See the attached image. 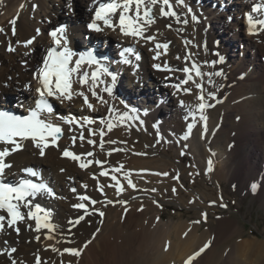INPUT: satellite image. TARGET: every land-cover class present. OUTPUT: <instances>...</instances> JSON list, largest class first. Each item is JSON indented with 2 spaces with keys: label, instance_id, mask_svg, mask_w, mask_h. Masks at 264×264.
I'll return each instance as SVG.
<instances>
[{
  "label": "bare ground",
  "instance_id": "1",
  "mask_svg": "<svg viewBox=\"0 0 264 264\" xmlns=\"http://www.w3.org/2000/svg\"><path fill=\"white\" fill-rule=\"evenodd\" d=\"M193 1L184 0V3L193 8L199 23H194L190 16L187 17V25L177 23L170 17H162L159 5L153 10L156 21L148 34H155L158 42L169 43L165 54L163 49L150 51L154 48V42L134 44L131 38L120 36L119 29L116 32L107 28L101 33L90 32L86 24L95 11V6L89 11L92 0H71L72 9L74 4L86 7L83 8L84 13L78 16L69 14L71 10L64 0H3L0 5V27L5 29L7 35L0 34V110L17 113V108L22 107V110L26 108L27 113L28 107L34 102V93L28 91L25 85L31 81L35 87L31 74L44 50L51 44L46 31L57 25H67L70 47L74 51L95 49L99 56L109 55L104 63L118 73L114 94L139 110L143 123L136 121L131 126L114 127L108 132L99 120L108 116L109 105L98 103L88 91V85L81 87L74 84V89L88 95L95 110L87 108L83 97L74 96L71 102H57L55 113L60 116L92 117L97 123L90 127L95 130L104 128V141L115 140L117 143H105L104 150H101L100 136L96 134L90 137L85 127V138L95 140L96 145L87 146L85 141L79 139L73 145L70 138L74 135L78 137L80 129L70 131L69 125L55 119L54 122L63 127L64 137L58 140V146L48 147L43 158L38 156V150L30 140L22 141V150L7 157L6 162H10L13 167L6 170V179L12 182L16 180L17 183L28 178L47 184L54 195L42 193L29 199L32 200V210L35 211V205L38 204L44 210L41 213L42 220L46 214L48 222L55 227L52 231L42 228L36 232V222L27 218L17 223L19 234L5 226L0 234L3 253L0 254V264H12V260L16 264H36L37 257L41 259L40 264H185L189 256L209 242V246L193 264H264V238H242L231 246L219 249V245L237 231L233 230L234 221L229 216L219 221L217 231L208 228L199 233V227H193L187 221L176 222L173 218L165 220L158 210L159 199L155 195L157 191L161 192V185L155 183V178L161 177V165L167 167L163 169L167 173L165 176H170L171 169L168 168L173 166L170 162L173 159L166 155L171 152L194 156L199 168L208 177L213 176L220 181L229 179L239 191L262 196L264 203V27L257 25L256 33L250 35L247 19L249 14L254 21L264 19V12L251 13L247 5L252 0ZM173 3L178 14L187 12L186 7L175 4V0ZM33 4L38 6L35 10ZM21 5H24L22 9ZM65 9L67 12L63 11ZM243 15L244 21L241 18ZM13 18H16L15 36L11 34L10 21ZM167 25H171V28ZM37 29L40 30L39 36L36 35ZM33 36H36V40L28 48L17 43ZM83 38L85 43L80 46L79 40ZM9 40L16 48L15 52L6 50ZM204 44L207 45L206 51L203 47L198 49L193 46ZM128 45L134 46L141 56L140 61L136 62L138 69L117 63L119 58L111 53L117 47ZM216 51L224 57V63L217 64L215 69H201L204 72L222 70L224 73L223 77L214 78L218 87L206 85L208 91L216 92L217 99L211 101L213 107L205 110V130L204 122L199 120L197 98L196 104L190 105L186 94L170 86L178 82L177 78L183 79L184 74H170L157 70L153 65L166 63L172 69L183 68L188 53H192L191 61L202 63L216 60ZM25 52H30V55L25 56ZM156 52L161 53L159 59H153ZM23 61H27V67ZM191 61H188L189 66ZM127 70L134 98L143 102L142 106L135 104V99H131L128 94L119 92L118 88L123 85V72ZM147 81L161 88L162 95L157 96V99L150 98L152 95L143 89ZM96 91L101 92V88ZM101 94L120 111L125 110L118 101H112L106 93ZM181 99L187 107L180 106ZM189 111L197 113V124L190 134L186 130L187 123L191 122ZM154 125H158L159 135ZM185 135L188 139L183 138ZM116 148L122 151H112L111 155L106 156L110 149ZM65 149L76 154L95 150L91 158L82 156V162L99 159L105 162L104 168L101 169L95 163L87 169L77 168L62 156ZM178 158L182 157L178 155ZM26 167L34 168L40 175L29 176L22 171ZM113 168L121 170L113 173ZM152 168L156 169V173H152ZM104 169L109 170L110 176H117L120 186L124 188L123 192L109 186L115 184L110 176L99 175ZM125 174L135 188L129 186ZM72 183L78 185L74 193H71V188L75 187ZM65 185L66 188L62 190ZM100 186H104L103 193L98 190ZM81 195L99 202L92 205L90 201H80L78 197ZM190 196L193 197L191 192ZM78 203H85L91 214L73 207ZM193 203L200 204L195 198ZM21 211L26 216L28 209L22 207ZM100 211L104 212L103 217L99 215ZM1 214L6 215L3 212ZM80 216L84 218L75 226L68 223ZM13 247L17 251L9 256L6 250ZM65 249L79 250L80 255H72Z\"/></svg>",
  "mask_w": 264,
  "mask_h": 264
},
{
  "label": "snow or ice",
  "instance_id": "2",
  "mask_svg": "<svg viewBox=\"0 0 264 264\" xmlns=\"http://www.w3.org/2000/svg\"><path fill=\"white\" fill-rule=\"evenodd\" d=\"M3 4V0H0V5ZM175 4H179L187 8L185 14H178L175 11L173 0H92V5L89 7V11H92L95 6V11L92 18L86 24L87 29L90 32L101 33L105 28L116 32L119 29V35L124 38H131L134 44H140L141 42L148 43L154 42L155 49H163L166 54V50L169 48V43H161L156 40L155 34H148L149 29L156 21L154 15V9L159 5V13L162 17H170L176 20L177 23L187 25L189 23L188 16L194 23H199V17L192 11L191 6L186 5L184 0H175ZM21 9L24 5L20 6ZM38 6L33 4V10ZM67 7L72 9L71 0H68ZM251 13L264 12V5L256 4L250 10ZM117 13L119 15L117 16ZM249 22L248 32L250 35L256 33L257 25L264 27V19L253 20V16L249 14L247 16ZM11 34L16 35V18L10 21ZM171 28V25H167ZM0 34L7 35L5 29L0 27ZM36 35H40V30H36ZM49 37L51 44L44 50V54L38 62L37 66L33 70L32 80L36 82V86L33 88L31 81L25 85V88L34 93V102L27 109V115H17L14 112L8 110H0V212L6 215L0 214V233L7 228H12L17 234L20 229L16 227L18 222H23L25 218L34 220L35 231L39 232L42 228H46L49 231L54 230V225L48 222V217L45 214L44 219L41 218V213L44 211L38 204L35 205V211L32 210V200L30 197H36L39 194L47 193L48 195H54L52 189L44 182L34 183L31 179H22L17 183L5 182L6 170L11 169L13 165L10 162H6L7 157L14 152L22 150V141L30 140L33 146L38 150V154L41 158L46 155V149L51 146H58V140L63 135V128L61 124L55 123V120H59L62 124L70 126V131H75L76 128L80 129L79 136H72L70 139L72 144L75 145L77 139L81 142L85 141L84 129L88 128L90 136L96 135V130L90 126L97 123V120L89 117H76L60 116L55 113L52 100L58 101L63 104L65 101L71 102L74 96L83 97L84 104L89 110H95V105L89 102L88 95L83 91H79L73 88L74 84H79L81 87L88 85V91L92 97L98 103L109 105L108 116L102 117L99 120L101 125H105L108 132H111L114 127L118 126H131L134 122L140 121V116L137 109L131 107L114 94V89L117 84L118 73L110 70L109 66L104 63V58L100 57L95 49H87L85 51H74L70 47V39L67 30V25H57L54 29L50 30ZM36 40V36H33L25 41H17L18 44H22L23 47L28 48ZM191 43V42H189ZM196 48H201L206 51L207 45H193ZM8 52H15L16 48L13 46L11 40L8 41ZM25 56L30 55V52H25ZM160 52H156L153 59H159ZM217 59L213 61H203L197 63L191 61L192 53H188L186 57V64L183 68L172 69L165 63L154 64L153 67L157 70H164L170 74L173 72H182L184 74L183 79H178L177 83L170 85L177 92H183L184 94H193V87L197 90L196 98L199 101L197 111L199 112V120L203 121V127L207 128V116L204 114L207 108L213 107L211 101L217 99L215 91H208L206 85H212L218 87L214 78L223 77L222 70H215L210 72L202 71V67H211L215 69L217 64L224 63V57L219 52L215 53ZM119 60L117 63L130 66L133 69H138V61L141 56L137 52L134 46L122 47L118 53ZM179 59V57H177ZM188 61H191L190 66ZM27 67V61L22 62ZM135 75V71L133 72ZM168 77H166L167 79ZM11 79V77H9ZM190 85L189 87H185ZM7 86V85H5ZM102 86V87H101ZM101 88L102 93H106L107 97L112 101H118L120 105H123L124 111H120L114 104H110L108 99H105L101 92H97L96 89ZM181 107H187L184 100H179ZM23 106V105H21ZM188 116L191 118V122L187 123L186 130L190 134L193 128L197 124V113L189 111ZM143 123V121H140ZM75 126V127H72ZM159 135L158 125H154ZM106 132L104 128L99 129V148L104 150V144H116L117 141L109 140L104 141ZM184 139H188L185 135ZM89 145H96V141L93 139H87ZM121 143H123L121 141ZM112 151H122V149L116 148L109 151L108 155H111ZM183 154V153H182ZM62 156L69 158L73 161H81L82 156H94L93 152H87L83 154H76L73 151L65 149L62 151ZM95 163L101 169L104 168V161L99 159L90 160L87 162H80L79 167L81 169H87L91 164ZM211 166V161H209ZM123 166L121 165V168ZM121 168H113L111 172H119ZM22 171L31 177H38L40 173L32 167L23 168ZM61 171H64L61 169ZM100 176H110V172L107 169L102 170L99 173ZM167 175V173H164ZM125 178L128 179L129 186L135 188L131 179L125 174ZM110 179L115 181L112 187H117L118 192H123V186H120V181L116 175H111ZM86 188L87 185H84ZM104 186H100L99 190L103 193ZM76 191L75 188L72 189ZM175 191V189H173ZM80 201H90L92 205H95L99 201L91 199L86 195L78 197ZM112 203V201H108ZM28 209L27 214L21 211V208ZM73 207L83 209L86 214L88 213V207L85 203H78ZM99 215L104 216V212L100 211ZM206 220L207 214H202ZM83 216L78 217L75 221L69 220L68 223L75 226L78 224ZM200 221H196L199 223ZM31 227V226H29ZM186 235V234H185ZM52 237H49L51 239ZM39 240V236L36 237ZM7 243V242H5ZM210 244V242H209ZM205 244L194 255L189 256L185 261V264H193V261L204 252L209 246ZM87 245H85L86 247ZM57 251V249H53ZM167 250V249H165ZM7 254L11 256L16 252V248L6 250ZM72 255L79 256L80 252L76 249H65ZM3 254V253H0ZM12 264H16L15 260H12ZM36 264H40V259L37 257Z\"/></svg>",
  "mask_w": 264,
  "mask_h": 264
},
{
  "label": "rangeland",
  "instance_id": "3",
  "mask_svg": "<svg viewBox=\"0 0 264 264\" xmlns=\"http://www.w3.org/2000/svg\"><path fill=\"white\" fill-rule=\"evenodd\" d=\"M64 1L67 5V0ZM84 7L85 5H83L82 7V5L74 4L73 9H71L69 14L72 13L73 15L78 16V14H80L81 12L84 13ZM63 11L67 12L66 9ZM64 12L63 14H65ZM233 16H235V13H233ZM79 41L80 46H82V43H85L84 38ZM79 41L77 40V42ZM111 53H113V50H111ZM127 72H129V70L123 72V85L118 89L119 92L121 91V93H126L131 99H135L134 91L128 83V74L125 75ZM144 88L145 91L150 94V96L152 95L150 98L153 97L157 99V96L162 95L160 94L161 88L157 87L156 84L151 81H147L143 85V89ZM196 92L197 90L193 87V94H186L190 105L196 104ZM137 100L138 98L135 99V104H140L139 106L144 105L143 102ZM147 103H150V101H147ZM212 110L214 109L212 108ZM164 111L165 110L163 109V112ZM86 130L88 132V129ZM96 134L99 135L98 130H96ZM84 143H86L87 146H92L87 143V139ZM111 150L112 149H110V151ZM108 153L106 156H108ZM178 155L179 157H182L180 158L181 160L178 158ZM166 156H171L173 159L170 161L173 163V166H170L168 168L171 169L169 171L170 176L164 175L165 172L163 169L167 167L161 165V177L155 178V183H159V185H161V192L157 191L158 194L155 195L156 198L159 199L158 204L160 205V207L158 210L161 211L165 220L168 221L173 218L176 222L187 221L191 223L193 227H199V233H202L208 228H212L213 230L217 231L219 228V221L225 216H229V218L234 221V223L232 224L233 230H240L238 234L236 233L237 231H234L233 233H231V235L229 234L230 236L219 245V249H222L225 246H231L242 238H264V203L262 202V196L257 195V197L254 193H248V191L247 193L239 191L229 181V179L220 181L213 176L208 177L206 175V172L201 167L199 168L198 160L194 156L186 153L177 154L175 152H171ZM65 159L70 160L73 165H76L77 168H79V163H77V161H73L66 157ZM216 160L214 161L217 162ZM152 171V173H156V169H153ZM72 185H75V187L73 188H78V185L76 186V184L74 183H72ZM64 188H66V185L62 187V190H64ZM73 188H71V193H74L72 191ZM173 189H175V191H173ZM190 192L193 194V197L190 196ZM194 198L195 200L200 202V204L195 205L193 203ZM54 199L55 201H59V199L57 200V198ZM204 213L207 214L206 220L202 215ZM196 221L200 222L196 223ZM57 227H59V225H57Z\"/></svg>",
  "mask_w": 264,
  "mask_h": 264
}]
</instances>
